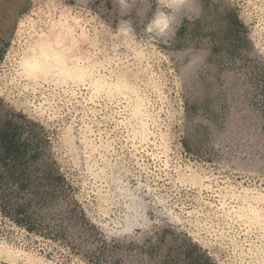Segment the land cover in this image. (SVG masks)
<instances>
[{"label":"rangeland","instance_id":"obj_1","mask_svg":"<svg viewBox=\"0 0 264 264\" xmlns=\"http://www.w3.org/2000/svg\"><path fill=\"white\" fill-rule=\"evenodd\" d=\"M21 172L0 264H264V0H0Z\"/></svg>","mask_w":264,"mask_h":264},{"label":"trees","instance_id":"obj_2","mask_svg":"<svg viewBox=\"0 0 264 264\" xmlns=\"http://www.w3.org/2000/svg\"><path fill=\"white\" fill-rule=\"evenodd\" d=\"M2 137H5V139H8L6 140V142L2 143L4 146L3 151L6 153L5 155H9L12 152H16L19 146H17L15 142H13L12 140L13 137L10 136V134H6V132L3 133ZM10 164H12V166L14 167H17V158L14 157ZM11 176L12 177L9 176L7 178V181H4L3 177L0 175V207H1V210L3 212L8 213V216L13 221H15L17 224L24 226L27 230H32L35 227H39L40 224H37L38 222H36V220H33V218H31V216L25 210V208L14 206V204L11 203V200L7 197V194H6L7 192L5 191L6 190L5 185H7V183L9 182L17 185L19 189H24L26 187H29L32 181L31 178L23 174L22 172L18 174L11 173ZM61 179L65 181L66 183V179L63 176H61ZM67 185L69 184L67 183ZM77 214H79L80 217L85 218V214L82 210H79L78 213L75 214V216H77ZM87 226H88L87 230L85 231L90 233L91 235L94 234L93 232H96V233L98 232V227H96L95 225L88 224ZM88 230H90V232ZM55 233L56 235H62V236L64 235L61 229L56 230ZM75 246L76 244H72L70 249L72 250L75 249ZM186 254L188 258L187 261L189 264H215L213 259L208 254H206V252L202 250L198 245L197 246L194 245L193 247L188 249ZM103 256H104V253L102 251V248L100 247L94 253L88 255L87 261L91 264H100L101 261L103 260L102 258ZM112 264H116V263L112 262Z\"/></svg>","mask_w":264,"mask_h":264},{"label":"clouds","instance_id":"obj_3","mask_svg":"<svg viewBox=\"0 0 264 264\" xmlns=\"http://www.w3.org/2000/svg\"><path fill=\"white\" fill-rule=\"evenodd\" d=\"M154 22H158V21H154Z\"/></svg>","mask_w":264,"mask_h":264}]
</instances>
